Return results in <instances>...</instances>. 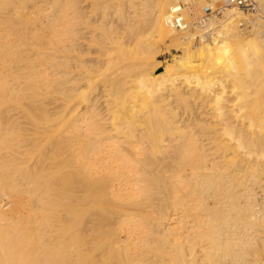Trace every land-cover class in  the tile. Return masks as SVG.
<instances>
[{"label":"bare ground","instance_id":"obj_1","mask_svg":"<svg viewBox=\"0 0 264 264\" xmlns=\"http://www.w3.org/2000/svg\"><path fill=\"white\" fill-rule=\"evenodd\" d=\"M171 2L0 0V264H264L256 57L213 39L225 59L202 75L203 38L150 72Z\"/></svg>","mask_w":264,"mask_h":264},{"label":"rangeland","instance_id":"obj_2","mask_svg":"<svg viewBox=\"0 0 264 264\" xmlns=\"http://www.w3.org/2000/svg\"><path fill=\"white\" fill-rule=\"evenodd\" d=\"M182 1L186 5V9L184 10V14H185L186 20L190 23V27L186 30H183V31L175 30L174 32H175L176 36H172V31L169 30L170 31V32L168 31L169 33L165 32L164 35L162 34L163 36L160 35V37L157 38V40L159 42L158 47H156L157 49H155V48L152 49L153 54L151 53L152 59H150L151 65H150V63L148 64L149 65L148 67H150V68H148V70L150 72H154V74H156V75L163 73L165 66L171 67L173 64L175 65V63H177V61H179L178 58L181 59L182 57L188 56L187 54L190 53V51H188L189 45H198V44L200 45V44H206L207 43L211 48H213L215 50V52H213L214 50L212 51V54H214V57L211 54L212 56L210 58L211 59L210 62H207V64L204 65V67H202V66L197 67L196 70L198 71V69H199V71L201 72L202 75L204 74V72L207 74H210V73H212L213 68H215V69H213V72L217 71L218 67H219V69H221L220 68L221 64L219 61H221L222 57L225 59V56L222 55V53H221V57H219L220 51H219V53L217 51L218 50L217 47H219V46L214 43V40H217V41H219V40H225L226 41L227 40L226 43H229V46H233L235 43H240L242 46H244L246 48V50L250 56L256 57L255 59H253L251 65L248 67L250 75H249V77H247V79L249 78L248 80L253 81V82H255V81L259 82L260 79L264 80V46L261 47L260 41L254 37V34H256L255 32H252V33L250 32V35L248 37H246V39L238 40L235 37V35H236L235 33H237V32H236V30H234L235 26H236V24L234 23V20H237L239 18L240 20L242 19V20L250 21L251 23L252 22H254V23L258 22L259 27L262 29L261 30L260 28H258V32L260 33V31H263L264 30V0H255L257 2V7L255 10L249 11V12L248 11L243 12L239 9H236L233 7H228L220 15H212L211 18L206 22L205 25H203V23H200L199 18L203 15V11L205 10L206 7H212L215 9L216 6L218 5V1L217 0H213V1L212 0H182ZM170 2H171V4H173V0H170ZM171 6L172 5H170V7ZM223 26H224L225 31L227 32V34H224V36L222 35L223 33H219V34L217 33L218 28L221 29V27H223ZM226 26H227V29H226ZM233 31H235V33ZM148 32H147V34L142 35L141 38L143 40H147L149 38L151 39L152 37H156L158 35L156 30H153V29L151 31L149 30ZM199 34L202 37H200ZM229 34H230V36H229ZM228 37H230V38H228ZM203 38L205 39V41L207 40L206 43H205ZM253 42H256V44H252ZM231 49L232 48H230V50ZM217 53L219 55H217ZM215 55H217L219 57V59H216L218 57L215 58ZM174 58L176 60H174ZM212 59L216 60V62H214V63L216 64L218 62L219 65L218 64L215 65L213 63ZM155 62H159L161 64L160 65H159V63L155 64ZM211 63H213V64H211ZM153 65H155V66H153ZM157 66H158V68H157ZM155 67H156V69H155ZM207 68L210 69L209 72H208ZM177 70H179V69H177ZM175 72L177 73L178 71H175ZM175 72L173 71V73H175ZM190 74L191 73H189V75L184 74L183 77L186 76V78L184 77V78H181L179 80H175L176 82L175 81L174 82L176 83V85L180 86L182 84L181 86H184V84L192 82L193 77L195 78L194 74H196V73H194L192 75H190ZM218 74L220 75L221 73H218ZM219 75H217V74L215 75V76H217L216 77L217 79H220V78H222L220 80L226 79V77L225 78L223 77V74L220 75V78H219ZM204 76H206V75H204ZM189 77H190V79H189ZM209 78L210 77H208L207 79H209ZM186 79L188 82H186ZM194 80L195 79H193V81ZM212 80L213 81L215 80V81L213 83H210L209 85H213L215 82L219 81V80L214 79V77H213L211 79V81H209V82H212ZM218 84L213 85L216 88H214L212 86L213 87L212 90H214V91L211 90V86H210V89H208V90H211V92L207 91L208 96L214 95L215 90L217 92H218V90L219 91L221 90L222 87L219 88V86H222V85L219 84V86H218ZM223 84H226V83H223ZM260 95L263 96L262 98H264V83H263V88L260 91ZM196 96H198L197 93L194 96L188 94V96H186V98L190 101L191 99H193ZM249 96H250L249 98H255L256 97L254 93L249 95ZM200 98L207 99L208 97H207V94H205V95H201ZM225 100L222 102V104L224 105L223 107H225V104H226V107H225L226 109L229 110V108H230V110H235V111L237 110V108L233 107V106L235 104L239 103V101H240L239 98H236V96L232 95V96L227 97V99L225 98ZM229 101H231L232 103H230ZM250 102H251V100H250ZM227 105H228V108H227ZM207 107H206V109H203V110L208 111V112H217V109L220 108L221 106L218 105L217 102L216 103L213 102L210 106H208V104H207ZM255 108H257V107H255ZM243 113H245V110H243L241 112V114H243ZM213 114L215 115L217 113H213ZM234 114H236V112H234Z\"/></svg>","mask_w":264,"mask_h":264},{"label":"built area","instance_id":"obj_3","mask_svg":"<svg viewBox=\"0 0 264 264\" xmlns=\"http://www.w3.org/2000/svg\"><path fill=\"white\" fill-rule=\"evenodd\" d=\"M216 8L206 7L203 15L199 18L200 23L206 24L212 15H220L228 7H233L241 11H253L257 7L255 0H217ZM171 10L168 14V25L178 31L186 30L190 27V23L186 20L184 10L186 5L182 0H173Z\"/></svg>","mask_w":264,"mask_h":264}]
</instances>
